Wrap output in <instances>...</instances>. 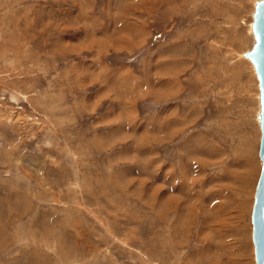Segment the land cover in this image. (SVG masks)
Returning <instances> with one entry per match:
<instances>
[{
    "label": "rangeland",
    "instance_id": "obj_1",
    "mask_svg": "<svg viewBox=\"0 0 264 264\" xmlns=\"http://www.w3.org/2000/svg\"><path fill=\"white\" fill-rule=\"evenodd\" d=\"M254 1L0 0V264H255Z\"/></svg>",
    "mask_w": 264,
    "mask_h": 264
},
{
    "label": "water",
    "instance_id": "obj_2",
    "mask_svg": "<svg viewBox=\"0 0 264 264\" xmlns=\"http://www.w3.org/2000/svg\"><path fill=\"white\" fill-rule=\"evenodd\" d=\"M253 42L243 51L254 70L258 87L259 126L257 155L260 159L259 173L253 190L250 209L251 241L255 264H264V0H255L251 12Z\"/></svg>",
    "mask_w": 264,
    "mask_h": 264
},
{
    "label": "bare ground",
    "instance_id": "obj_3",
    "mask_svg": "<svg viewBox=\"0 0 264 264\" xmlns=\"http://www.w3.org/2000/svg\"><path fill=\"white\" fill-rule=\"evenodd\" d=\"M250 172V171H249ZM246 174H247V172H246ZM248 175H249V173H248ZM248 179V178H247ZM244 180H245V178H244ZM242 182V181H241ZM248 182V181H247ZM246 182V183H247ZM191 183V182H190ZM242 183H244V181L242 182ZM241 183V184H242ZM245 184V183H244ZM242 185L243 187H245V185ZM192 185V184H191ZM221 186V185H220ZM219 186V187H220ZM225 188V187H224ZM220 189H223L222 187L220 188ZM188 192V191H187ZM191 194V193H190ZM192 194H194V193H192ZM193 196H195L196 198H202V195L201 194H198V195H193ZM204 196L205 197H203L204 199H207V198H209L210 196L212 197V198H216V197H219V199H217L218 200V202H215L213 205H208V207L209 208H213V209H210L211 211H212V213H217V215L216 214H214V215H216V216H214V215H212L214 218H220L219 219V222H218V229H220V227H219V223H222V224H224L225 223V218H226V214H224L223 213V211H222V209L224 208V206L227 204V198L225 197V195H223V193H221V192H214V193H212V195H211V193L209 192L208 193V196H207V193L205 192V194H204ZM214 198V199H215ZM247 198V197H246ZM208 202H213V200H207ZM210 210H209V212H210ZM211 213V212H210ZM223 219H224V221H223ZM227 223H225V225H226ZM221 230V229H220ZM208 241H210V240H208ZM210 243V242H209ZM209 243H208V248H209V246H212V244L211 245H209ZM215 245H213V247H214ZM212 247H210V249H211ZM212 250V249H211ZM213 252V251H212Z\"/></svg>",
    "mask_w": 264,
    "mask_h": 264
}]
</instances>
